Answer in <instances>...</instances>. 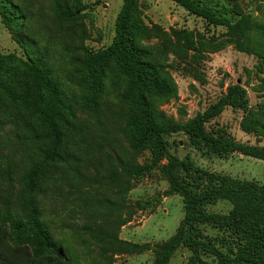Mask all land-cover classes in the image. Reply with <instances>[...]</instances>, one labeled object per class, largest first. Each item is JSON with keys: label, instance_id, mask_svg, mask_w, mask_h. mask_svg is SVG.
Returning a JSON list of instances; mask_svg holds the SVG:
<instances>
[{"label": "trees", "instance_id": "obj_1", "mask_svg": "<svg viewBox=\"0 0 264 264\" xmlns=\"http://www.w3.org/2000/svg\"><path fill=\"white\" fill-rule=\"evenodd\" d=\"M172 1L208 27L224 29L227 40L149 26L140 0H122L112 43L93 50L83 0H0L2 24L24 51L0 53V132L11 127L7 148H0V223L7 239L0 241V264H81L43 219L39 196L46 191L82 202L86 222L78 235L87 239L88 264L148 251L154 264H171L181 249L190 252L187 264H264V184L204 170L172 154L168 141L183 133L209 154L264 161V21L237 0H226L230 9L210 0ZM230 44L257 58L254 89L261 102L251 107L246 88L234 84L187 123L168 116L162 106L178 96L171 56L202 59ZM228 108L244 113L241 128L257 144L208 128ZM146 152L151 158L140 164ZM157 170L169 183L166 195L183 198L184 219L162 244L122 240L134 215L156 205L124 200L137 180ZM101 189L114 199L100 198ZM220 203L230 210L214 211Z\"/></svg>", "mask_w": 264, "mask_h": 264}, {"label": "rangeland", "instance_id": "obj_2", "mask_svg": "<svg viewBox=\"0 0 264 264\" xmlns=\"http://www.w3.org/2000/svg\"><path fill=\"white\" fill-rule=\"evenodd\" d=\"M210 1L220 8H231L226 0ZM237 1L246 14H251L264 21V0ZM83 2L87 6L85 12L87 14L86 25L89 29L88 47L100 50L109 46L115 36L116 20L123 5L122 0H83ZM140 4L149 26L158 24L167 32H171L172 29L188 30L203 35L207 40L216 37L221 41L227 40L224 29L208 27L204 21L191 16L172 0H140ZM153 43L156 41L151 44ZM0 53H15L20 56L24 53L19 43L12 38L10 32L2 24L1 16ZM203 56L202 59L191 58L185 62L171 56L169 60L171 67L168 69L177 84L178 96L169 104L162 106V110L168 116L175 118L178 122L187 123L215 104L227 92L228 87L234 84H241L246 88L251 107L261 102L260 94L254 89V86L258 84L255 76L258 60L255 56L240 52L231 44L216 53L205 52ZM243 116L242 111L228 108L209 124L208 128H224L237 142L255 145L257 144L256 137L245 133L241 128ZM10 129L11 127H7L5 133L0 132V148H7ZM168 141L172 154L180 159L190 157L196 166L204 170L264 184V161L262 160L237 153L227 158L209 154L193 145L189 137L183 133L168 137ZM7 153L5 149L3 154ZM150 158L151 154L146 152L139 162L144 164ZM3 181L4 179H0V184ZM8 186L7 183L3 184L6 190ZM94 187H99V184L95 183ZM15 188V191L19 190L16 182ZM169 188L168 181L158 170L135 182L124 200L125 204L134 206L140 201H148L156 205L154 208L138 211L134 215L132 222L124 226L120 232L122 240L136 244L149 243L155 246L168 241L175 235L185 216L184 202L180 195L167 196L166 192ZM98 192L101 194L100 198H112L109 191L101 189ZM0 194L5 196L4 192ZM66 197L68 202L61 200L54 191L53 193L46 191L39 196V209L55 236L65 240L72 247L74 256L81 264H88L87 251L83 244V241L87 239L80 238L78 235L86 222V214L82 211L83 204L78 201V197ZM2 207L3 204L0 202L1 210ZM230 208L229 204L220 203L213 207V210L227 213ZM211 233L215 234V232ZM2 240L7 239L0 223V241ZM91 250L94 251L93 257L96 258L97 246H91ZM189 257L190 252L181 249L171 264H187ZM154 260L153 252L148 251L141 255L117 256L114 264H154Z\"/></svg>", "mask_w": 264, "mask_h": 264}]
</instances>
